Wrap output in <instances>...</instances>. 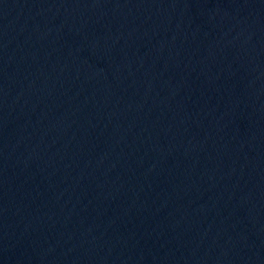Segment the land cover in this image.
<instances>
[{
    "label": "water",
    "instance_id": "water-1",
    "mask_svg": "<svg viewBox=\"0 0 264 264\" xmlns=\"http://www.w3.org/2000/svg\"><path fill=\"white\" fill-rule=\"evenodd\" d=\"M0 264H264V0H0Z\"/></svg>",
    "mask_w": 264,
    "mask_h": 264
}]
</instances>
